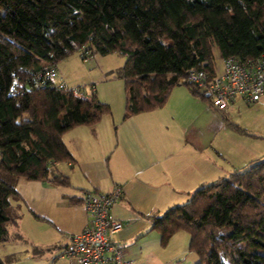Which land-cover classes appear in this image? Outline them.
<instances>
[{
  "label": "trees",
  "instance_id": "16d2710c",
  "mask_svg": "<svg viewBox=\"0 0 264 264\" xmlns=\"http://www.w3.org/2000/svg\"><path fill=\"white\" fill-rule=\"evenodd\" d=\"M214 46L221 58L264 59V0H0V242L12 238L17 179L67 184L55 166L72 159L62 133L110 110L93 93L42 83L45 68L77 51L118 52L123 117L163 106L178 84L222 110L206 90L178 81L191 68L208 81L217 74ZM151 217L162 243L188 233L195 264H224L220 255L264 264V155Z\"/></svg>",
  "mask_w": 264,
  "mask_h": 264
},
{
  "label": "crops",
  "instance_id": "0c3cea01",
  "mask_svg": "<svg viewBox=\"0 0 264 264\" xmlns=\"http://www.w3.org/2000/svg\"><path fill=\"white\" fill-rule=\"evenodd\" d=\"M236 97L216 110L178 84L161 107L125 117L123 107L114 113L110 107L97 122L64 131L72 159L55 166L68 183L17 179L18 197L11 200L16 223L9 225L16 235L0 242L4 264H77L62 249L89 221L81 196L114 186L121 194L110 212L123 224L113 237L125 258L134 264H195L188 233L177 230L162 243L151 216L256 158L239 138L227 141Z\"/></svg>",
  "mask_w": 264,
  "mask_h": 264
},
{
  "label": "built area",
  "instance_id": "2783aa9c",
  "mask_svg": "<svg viewBox=\"0 0 264 264\" xmlns=\"http://www.w3.org/2000/svg\"><path fill=\"white\" fill-rule=\"evenodd\" d=\"M55 68L48 66L43 70L42 83L49 81V85H57L76 95H85L84 86H69L61 78H56ZM178 81L206 90L217 109H224L235 96L246 103H256L264 94V59L259 57L239 61L234 57H224L222 70L209 81L201 68L189 69ZM120 194L119 186H114L107 193L83 192L81 205L89 214V221L80 232L71 235L70 242L62 249V255L75 258L77 264H134L124 257V246L113 237L123 224L110 212Z\"/></svg>",
  "mask_w": 264,
  "mask_h": 264
},
{
  "label": "rangeland",
  "instance_id": "374dc122",
  "mask_svg": "<svg viewBox=\"0 0 264 264\" xmlns=\"http://www.w3.org/2000/svg\"><path fill=\"white\" fill-rule=\"evenodd\" d=\"M215 70H222V58L216 46L213 47ZM124 62V55L118 52L90 53L81 56V51L71 53L56 64V78H61L69 86H84L86 96L92 93L101 101L106 102L114 111L122 109L124 91L122 79L118 77L120 67ZM60 77H58V76ZM184 86H188L183 84ZM189 87V86H188ZM233 111L229 113L231 123L244 129L245 133L236 131L229 125L227 131L228 144L234 143V137L239 138L242 145L250 148L251 155H264V96L256 103H246L237 96ZM201 101L207 102L204 99ZM252 146V147H251ZM250 154H247L249 157ZM254 157V156H253ZM10 226H8L9 229ZM183 232V230H180ZM15 237L16 234H12ZM244 245V242H241ZM224 264H232L229 258L220 255Z\"/></svg>",
  "mask_w": 264,
  "mask_h": 264
},
{
  "label": "water",
  "instance_id": "95a60500",
  "mask_svg": "<svg viewBox=\"0 0 264 264\" xmlns=\"http://www.w3.org/2000/svg\"><path fill=\"white\" fill-rule=\"evenodd\" d=\"M206 95H208V93H206Z\"/></svg>",
  "mask_w": 264,
  "mask_h": 264
}]
</instances>
